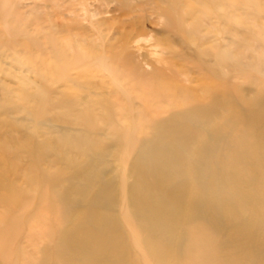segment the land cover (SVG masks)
Returning a JSON list of instances; mask_svg holds the SVG:
<instances>
[{
	"label": "bare ground",
	"instance_id": "1",
	"mask_svg": "<svg viewBox=\"0 0 264 264\" xmlns=\"http://www.w3.org/2000/svg\"><path fill=\"white\" fill-rule=\"evenodd\" d=\"M211 1L213 2V0H204L201 5L202 8L199 7L200 9L196 12L210 16L212 9L208 8L207 10L206 7H209ZM187 2L189 3L188 0ZM201 2H198L197 5H200ZM227 2L231 5L235 3L229 2V0ZM240 2L241 0H239ZM253 2L255 3V1ZM186 3H184L185 7L187 6ZM203 4L207 6L205 7ZM211 4L213 5V3ZM223 4L227 3L223 2ZM178 5L180 4L175 1V6ZM228 6L230 7L228 4L225 5L227 8ZM188 7L189 9H187ZM203 7L208 13L203 10ZM232 7L234 9L235 5ZM232 7L231 12L236 9L235 7L232 11ZM187 8V10H191L190 6H187ZM227 8L223 9L222 13H219V11L218 14L225 18L230 12ZM244 8L249 9L250 7ZM199 10L203 12L200 13ZM259 10L263 11L260 8ZM252 11H255L253 7ZM160 13L162 14L164 11ZM168 13L166 15L170 17ZM181 13L179 11L177 15L175 12L176 16H174L181 17L179 15ZM164 15L162 16L164 17ZM231 15L233 18V14ZM212 16L214 20L215 13ZM209 18L207 17V19ZM238 18H241V15ZM170 19L167 17L166 20L164 19L168 29L173 26ZM217 19H215V23H217ZM177 20H180V18ZM211 20L210 18V24L212 23ZM254 20L256 21L255 18ZM257 20L259 22V19ZM183 21H180V25L184 24ZM204 21L202 20L203 26L206 28ZM199 23L197 22L198 26ZM185 24L180 26L178 23L179 29L185 28ZM223 24L221 27H223ZM244 24L245 21L243 28ZM186 25V27L190 26ZM174 26L171 30L175 32L177 29ZM203 26H199L201 31L204 28ZM214 28L213 25L212 31ZM239 28L237 35L239 34ZM251 28L249 31H251ZM30 29L32 33V28ZM204 30L200 34L201 31L196 30L195 32L194 28L193 32L188 27L186 31L191 32L190 35H193L192 40H190L191 36L190 39L187 37L192 41L191 45L194 39L192 33H196L195 35L200 34L203 37L205 35ZM255 30L253 29V33L255 32L254 35L256 36L257 31L264 29L260 30L258 28L257 31ZM223 31L221 30V33L225 37L226 31L224 34ZM167 33H171L170 29ZM38 34L40 37L41 34ZM45 34L47 37V33ZM185 34V36L188 35L187 32ZM24 35L27 37V34ZM24 35L22 34V36ZM249 36L251 35L249 34ZM171 37L170 39L173 41L176 36L173 34ZM206 37V40L205 38L203 40L207 42L210 37ZM231 38L227 37L226 39L225 37L226 45H230ZM56 39L54 43L57 41ZM66 39L64 45L70 46L71 41L66 45ZM123 39L121 44H118V47L122 49L125 48ZM41 40L43 39L38 41ZM250 40V38L247 39L248 42L246 43H249ZM174 41L176 42L173 43L176 44L177 38ZM209 41H211V38ZM233 41L238 42H236L235 37ZM22 42L24 43L25 39ZM200 42L199 45H201ZM40 43H37V45L42 46V41ZM79 43L78 41V44H74L79 45ZM21 44L17 43L16 45L23 46ZM46 44L47 42L44 45ZM239 44L240 47H243L242 43ZM11 45L13 46V44ZM56 45L55 50L61 53L62 50H58L59 47H56ZM212 45L213 43H210L211 47ZM211 47H208V49L210 48L209 53L211 51L212 54ZM215 47H217L216 44ZM24 48L22 47L24 54H26V48ZM62 48H64L63 45ZM247 48L249 47L247 46ZM47 50L50 51V46ZM108 50L106 48L107 52ZM195 50L200 51L198 47ZM245 50L247 51V49ZM66 51H64L63 56L61 55L62 58H65ZM192 51L183 53L181 50L179 53H167L168 56L165 54L167 59L164 60L163 58L161 60L162 66L156 67L151 64L149 69L144 68L141 61L132 54L117 55L109 52L106 65L101 64V59L97 61V64L95 63L96 58L93 62L91 59V64H96L99 68H97L98 70L95 71L94 75L101 74L102 76V73L107 75L109 73L110 76H108L116 82V85H121L122 91L114 90L111 87L109 92L112 93V96L90 101L87 99L89 96L87 89L84 96L78 98L77 95L73 94L71 99H62L57 106L62 108L64 112L61 116L55 118L65 125L64 131L59 132L54 140L48 142L47 139H44L42 142L37 143L28 136L24 145V148H27L24 153L25 162L27 163L24 190L16 187L13 189V191L15 190L14 194L11 191L13 195L7 193L8 190L5 192L4 189L6 188H3L6 185L5 180L4 186V182H1L0 189L4 190V194H6L4 202L7 206H21L18 215L15 213L14 220H9V226L14 230L19 225V220L24 224L22 226L20 222L22 228L25 227L24 236L19 240L20 244L30 242L29 238H31L36 227H39L37 232L35 230L36 234H40L38 232L40 229L42 231V228L49 229V232L50 230L53 231V233H47V231L44 234L41 233L46 244H43L39 249L35 248L36 245L31 246V249L33 247V249L38 250L37 253H34L39 257L38 262L33 260L32 262L36 264H214L224 261L226 264H234L236 260H240L242 262L239 264H255L257 261L260 264V260H262V264L264 263V244H262L264 240L262 237V243L256 240L257 237L264 236V95L259 93L258 90L251 98L233 93L234 83L232 80L235 78V71L232 72V66L235 65L231 64L233 61H230V57V60L225 56H219V59H216L203 50L205 55H209L211 58L207 59V56L197 57L199 63L190 68L186 62L190 63L194 60L193 56L195 55L192 54ZM203 51L201 50V55L204 53ZM227 51L232 52L229 49ZM242 51L240 52L242 53ZM31 52L33 54V51ZM77 52L80 53L79 50ZM233 53L238 54L234 51ZM82 55L84 54L82 53ZM242 55L244 56L241 57H246L245 54ZM238 56L240 55L238 54ZM42 57H44V59L42 58L43 63V60L46 59L45 56L42 55ZM241 57L237 59L235 56L236 59L234 60L240 62ZM71 58H69V61ZM244 58L242 59L244 60ZM175 59L180 62H174ZM52 60L54 61V59ZM261 62L264 63L263 60ZM178 63L180 68L175 66ZM246 64L244 65L246 66ZM252 64H254V61ZM146 65L149 66V63ZM45 67L43 66L44 70ZM238 67L236 63L233 69L235 70ZM114 68H119V70ZM47 70L49 71V69ZM236 71L238 70L236 69ZM49 72H51V75L52 71ZM188 72L201 74V80L203 81L201 94H191L190 90L192 89H189L188 86L182 87L179 82L178 84L174 82L177 77ZM55 73L57 74L56 70ZM232 73H234V76ZM239 74L242 75V73ZM101 76L100 81H102ZM57 78L59 80V77ZM213 78L216 79L215 82ZM239 86L236 87L240 88ZM137 90L139 93L132 95V92ZM246 94L247 92L243 95ZM125 97H128L126 101L124 100ZM119 98H124V104L119 102ZM235 124L239 125L240 132L239 135L237 133V138L235 136V139L230 140L228 135L235 128ZM140 133L144 135L137 140L135 134L140 135ZM170 136L173 137L172 144L168 141ZM103 139L107 141L108 147L101 145ZM120 142L123 143L124 146L122 147L125 150L120 148ZM113 144L114 146L119 145L117 147L119 149L112 155ZM48 151H50V155H48ZM48 156L52 159L48 160ZM110 156L117 157L121 164H126L125 168L121 169V178L116 179L112 175V169L110 171L104 169L103 165ZM43 165L53 170H41L40 167ZM1 170H3L2 167ZM8 188L10 187L8 186ZM16 211H18V208ZM43 214L45 216L53 215L56 219V225L53 227L52 222L49 221V218L46 219L45 216L39 222H35V219L41 218ZM20 233L21 231L14 238L11 236L9 241L19 238ZM1 235L2 233L0 237ZM6 242L8 241L5 239L3 243ZM13 242L17 243V239ZM6 246L9 248L10 243ZM19 249L23 251L24 257V250L28 248L22 247ZM228 249L231 254L226 252ZM196 252L199 254L198 258H195ZM7 253L8 251L5 252V254ZM9 253L8 256L4 254L7 257V264H17L18 262L16 263L14 260L10 261L11 254L9 256ZM192 253L196 254L194 259L190 255V259H193L190 260L188 255ZM36 255L35 257H37ZM31 257L34 259V254ZM26 259L24 257V262L22 260L19 262L30 264ZM30 260L28 259V261Z\"/></svg>",
	"mask_w": 264,
	"mask_h": 264
},
{
	"label": "rangeland",
	"instance_id": "2",
	"mask_svg": "<svg viewBox=\"0 0 264 264\" xmlns=\"http://www.w3.org/2000/svg\"><path fill=\"white\" fill-rule=\"evenodd\" d=\"M175 1H176V3H178L180 5L175 6ZM185 1L187 2V0H127V1L126 0H0V29H2L0 31V173L2 172L0 174V179H1L0 185H2V183L5 180L6 185H7V186L5 185V182L3 183V186L5 185V187H3V188H6V189H4V190H6L5 192H7V190H8L7 193L12 194V192H13V194H14V192H15V190L13 191L14 188L19 187L23 190L25 188V185H24L25 184V178L24 177H25V169L27 167V163L25 162L24 153L27 151V148H24V145L26 144L28 136L31 137V139L37 143L42 142L44 139H47V142H48L49 140H54V137H56L59 134V132L64 131L65 125L60 123V120H56V118H55V117L61 116V114L64 112V110H62V108L57 106L58 103L62 99H67V98L71 99L73 97L72 96L73 94L77 95L79 98V97L85 95L87 89L89 91V96L87 97V99L90 101L94 100V99H97V100L98 99H104L106 97L112 96V93L109 92L111 87H113L114 90L122 91L121 85L120 84L116 85V82L109 77L110 76L109 73H108L109 76L106 73H102L103 74L102 76H101V74H95L94 75L95 71L99 69L96 66L97 61L101 59V64L106 65V63L108 62L107 58H108L109 52L116 53L117 55L118 54H124V53L129 54V55L132 54L141 61V64L144 68L149 69L151 64L155 65L156 67L162 66L163 63L161 64V60L163 58H164V60H165V58L167 59V56H168L167 53H170V52L179 53V52H181V50L183 53H186V52L188 53V52L193 50L192 54L195 55V56H193L194 60L190 61V63L186 62L187 65L190 68H192L193 65L195 66L196 64L199 63L198 60L196 59L197 57L202 58L204 56H207V55H205V52H206V54L209 53L210 48L208 49V47H211L210 43H213V45L211 47L212 48V54L210 51L209 55L211 54V56L216 58V59H219V56L220 57L225 56L226 58L230 57L231 60H230V58H229V60L233 61V62H231V64L233 63L232 65L236 66V63H237V66H239L238 68H236L238 71H236V69L235 70L233 69V68H235V66H232V72L235 71L234 72L235 78L232 80L234 83L233 93L237 94L238 96L245 97V98H248V97L251 98L252 96H254L257 93L255 91L258 90L259 93H262V95H264V70H263L264 69V63L261 62L262 60L264 62V48H263L264 47V44H263L264 43V32H263L264 30H261V29H264V27H263V24H264V13H263V11H264V0H252V1H255V3L254 2L252 3V1L250 2L249 0H241L240 3H239V0L237 1L238 3L236 2V0H234V1L229 0V2H235L236 3V4L235 3L233 4L236 7V9L234 7L235 10L232 7L233 5L228 3L227 0L226 1L225 0H213V2L212 1L209 2V7H206L207 5L205 6V4H203V6H205L207 10H208V8L213 10V8L216 7V8H214L213 11L211 10L212 15L215 13L214 20L219 18V17L222 19L224 16H222V15L220 16L218 14V12L220 11L219 13H222L223 9L225 10L227 8V7H225V5L226 6H227V4L230 5V7L228 6L229 11H230L229 14H227V16H225V18H223L222 20L217 19V23H215L216 20L215 21L213 20V16L210 13L209 14L211 17L209 15L205 16V13H203L204 14L203 15V14H199L196 12V10L202 8L201 5H202L204 0H200V1L194 0V1H196L195 3L193 0H188L189 3L188 2L186 3ZM197 1L199 3L201 1L202 2L200 5H197V4H199ZM222 1L224 3L226 2L227 4L224 5ZM244 2H245V4L243 5ZM127 3H128V5H127ZM184 3H186L187 6H190V9L192 11L187 10V9H189V7L188 8H187V6L185 7ZM190 3H191V5H189ZM211 3H213V5ZM166 4H167L168 8H169V4H170L171 7L169 9H175V10L170 11L166 7ZM183 4H184V6H183ZM193 4H195L194 5L195 10H194ZM220 5H222L223 7H221ZM164 6H165V10H164ZM175 7L177 8V10ZM205 7H203V10H205ZM231 7H232V11L234 10L233 12H231V10H230ZM244 7H250V8L249 9L246 8L247 9L246 10ZM252 7L254 8L255 11H252ZM259 8L263 11L261 12L259 10ZM166 10H167L166 13H168V11H169L168 14H170L169 16L172 17V19H170V17H168V15H166V13H165ZM216 10H218V11H216ZM163 11H164L165 15H164V13H162V14L160 13ZM174 11L177 13V15H178L179 11H180V13L182 11V13L179 14L181 17H179V16L175 17L176 14ZM235 11H236V13H235L236 15L234 14ZM170 12H172V13H170ZM194 12H196V13H194ZM202 12L203 11H200V13H202ZM12 13L15 14L16 17ZM206 13H208V12L206 11ZM184 14H185V16H184ZM231 14H233V18H232ZM5 15H7V16H5ZM162 15H164V17ZM201 15H203V16H201ZM216 15L219 17H217ZM240 15H241V18H238V17H240ZM255 15H256V17H254ZM166 17L171 20L170 23L171 24L173 23L172 24L173 26L175 25L174 28L177 29V30H175V32L173 30H171V29H173V26H172L171 28H169L171 33L170 34L167 33V31H169V29H168V25H165ZM207 17L208 18L210 17L212 19L211 24L209 23L210 18L207 19ZM253 17L256 19L257 22L254 20ZM178 18H180V20H177ZM244 18H245V20H244ZM252 18H253V20H251ZM24 19H26V20H24ZM200 19H201V22L199 21ZM249 19L251 22L249 21ZM257 19H259V22ZM4 20H5V22H4ZM181 20L182 21L184 20L183 21L184 24L186 23V24L190 25V26H188L189 30L193 31V29L195 28V32H196V30H198L199 32L201 31L200 30L201 28H199V26L200 25L203 26L202 20L203 21L205 20L204 23L206 25L205 24L204 25L206 26V28L203 26L204 27L203 30L205 29L206 31L204 30V32H205L204 34L206 36L210 37L211 41H209L210 40V38H209V40H208L209 42L208 41L206 42L205 40L207 37L203 34H202L203 37L200 36V34L203 33V30H202L199 35H195L196 33H192V34H194V39H193V43L191 45L192 41H190V40H192L193 35H190L191 32L186 31V30H188V27H186L187 26L186 24H185V28L184 27L183 28H184V31L187 32V34H188L187 36H185L186 32L183 31V28L179 29L180 26H182V25L184 26L183 23L180 25ZM206 20H208V21H206ZM223 20H224V22L226 20V22L224 23ZM239 21H241L242 23ZM244 21H245V24H244V28H243ZM11 22H12V24H11ZM192 22L195 25H191V24H193ZM197 22L198 23L200 22L199 26H198ZM227 22H229L228 23L229 25L227 24ZM20 23H22V24H20ZM178 23L180 26L178 25ZM222 24H223V27H221ZM28 25H30V26H28ZM207 25H208V27H207ZM213 25L217 29L214 28L212 31ZM232 25H234V26H232ZM245 25H246L247 29H246ZM210 26H212V27L210 28ZM226 26H228L227 28H229L230 30H228L226 28ZM196 27H198V28L196 29ZM238 27H240V28H239V34L237 35L236 33H238ZM30 28H32V33L30 32L31 31ZM53 28H54V30H53ZM233 28H235L233 30L234 32L233 31L231 32V30ZM250 28H251V31H249ZM258 28L261 31H257ZM181 29H182V33H181ZM253 29H256L255 31H257L256 36L254 35L255 32L253 33ZM36 30L37 31L40 30L41 32H37ZM52 30H53V32H52ZM217 30H218V32H217ZM221 30L226 31V34H225L226 39H227V37L233 38V39L231 38L230 45H226V39L222 35ZM242 30H244V31L242 32ZM225 31H223V34L225 33ZM247 31H248V33H247ZM30 33H31V35H33L32 36L33 39L31 37ZM38 33L41 34L40 35V37L42 36L41 38L39 37ZM45 33H47V35H48L47 37H46ZM22 34L23 35L27 34V37H26V35L22 36ZM100 34L102 35V37ZM173 34H175V36H176V37H174V40H176V38H177L176 44L173 43L176 41L171 40L172 39L171 35H173ZM177 34H178V36H177ZM180 34H181V36H180ZM249 34L251 36H249ZM258 34L260 36H257ZM29 36H30V38H29ZM169 36L171 37V39ZM190 36H191V39H190ZM262 36H263V38H262ZM234 37H235L236 42L238 41L237 43H235V41H233ZM23 38L25 39L24 43L22 42V40L24 41ZM195 38H196V40H195ZM204 38H205V40H203ZM214 38L216 40H213ZM249 38L251 39L250 42L246 43V42H248L247 39H249ZM261 38H262V40H261ZM8 39H9L10 43L8 42ZM36 39H37V41H36ZM39 39L44 40V41L41 40L42 46L40 45L41 41H38ZM55 39L57 41L54 43ZM65 39L67 42L66 45L68 44V42L71 41L69 43L70 46L64 45ZM122 39H123V42H125V48L124 49H122L121 47H118L121 44ZM26 40H27V42H26ZM239 40H241V42H239ZM78 41L80 43H79V45H76V44H78ZM197 41H198V43H197ZM200 41H203V42L205 41V42L201 43ZM262 41H263V43H262ZM16 42L18 44H21V42H22L23 46H19V45L17 46ZM45 42H47L46 45H44ZM199 42L201 43V45H199ZM252 42H253V44H252ZM34 43H35V46H34ZM37 43H40L39 44L40 46L37 45ZM74 43H76V44H74ZM107 43L109 44V46L107 45ZM178 43H180L181 45ZM239 43H242L243 44L242 46L244 48L240 47L241 45ZM254 43H255V45H254ZM11 44H13V46ZM56 44H58V45H56ZM103 44H104V47H103ZM215 44L217 47H215ZM256 44H257V47L259 46L258 47L259 49L256 47ZM55 45H56V47L57 46L59 47L58 50L59 49H60V51L62 50V52H61L62 54L58 53L55 50ZM62 45L64 46L65 49L62 48ZM218 45H219V47H218ZM237 45L238 46L240 45V46L238 47ZM245 45H246V47H245ZM36 46H38L39 48H37ZM43 46H45V47H43ZM49 46H50V51H51V48L53 51V52L51 51V53H50V51L47 50ZM115 46H116V48H115ZM196 46L200 49L199 52L197 50H195V49H197ZM205 46H207L206 49H204ZM247 46L249 48H251L252 50L247 48ZM22 47L26 48V50H25L26 54H24V50L22 49ZM27 48L29 49V51ZM34 48H35V50H34ZM43 48L44 49L46 48V49L44 50ZM104 48H105V52H104ZM106 48H107V50L108 49H110V50H108V52H107ZM221 48H223V49H221ZM10 49H12V50H10ZM114 49H116V51H114ZM227 49L231 50L232 52L230 53V51H227ZM241 49H243L245 52L242 51ZM245 49H247V51ZM253 49H254V51H253ZM65 50H67L65 52L66 56H65V58L63 57L64 58L63 59L62 56H63ZM78 50L80 51V53L77 52ZM81 50H82V52H81ZM83 50H84V52H83ZM201 50L205 51V52L203 51L204 53L202 55H201V53H202ZM238 50H239V52H238ZM257 50H259L258 51L259 53L257 52ZM261 50H263V51H261ZM31 51H33V54ZM43 51H44V53H43ZM68 51L71 52L72 54L69 53ZM119 51H120V53H119ZM233 51L237 52L240 56H238V54H236V53L234 54ZM240 51H242V53ZM249 51H253V52L248 53ZM226 52H227L228 57L226 56ZM228 52H229V55H228ZM46 53H48L49 55ZM82 53L84 55H82ZM232 53H233V55H232ZM58 54H59V56H58ZM94 54H96V55H94ZM242 54H245L246 57L245 58L241 57V56H244ZM42 55L45 56V59H46V60H43V63H42V58L44 59V57H42ZM68 55L71 56L72 58L69 57ZM209 55L206 57L207 59H209V57H210ZM86 56H87V58H86ZM102 56H104V57H102ZM235 56L237 59H239L238 57H241L240 62L239 61L236 62L234 60V59H236ZM67 57H68V59H67ZM252 57H253V60H252ZM39 58H41V60H39ZM60 58L63 60H61ZM69 58H71L70 61H69ZM95 58H96V62H95L96 64H91L90 60L92 59L91 61L93 62V60ZM242 58H244V60ZM50 59L51 60L54 59V61L52 60V63H51ZM55 59H57V60H55ZM66 59H67V61H65ZM76 59L79 63L76 61ZM222 59L224 60V58H222ZM260 59H261V61H260ZM73 61H74V63H73ZM253 61H254V64H252ZM259 61H260V63H259ZM66 62H67V64H66ZM174 62L177 63L180 61H178V59H175ZM72 63L75 65H73ZM147 63H149V66L146 65ZM246 63L248 64V67H247ZM238 64H240V65H238ZM244 64H246V66ZM260 64H262L263 66ZM42 65L44 67L46 66L45 70H44ZM58 65H59V68H58ZM255 65H257V66H255ZM47 66H48V68H47ZM175 66H176V68H180L179 63H178V65L175 64ZM253 66H254V69H253ZM52 67H54L53 70H52ZM62 68H63V71H62ZM241 68H242L243 72H242ZM259 68H260V70H259ZM47 69H49V71L50 70L52 71L51 75H50L51 72H49ZM114 69L119 70V68H114ZM55 70H56L57 74L55 73ZM259 71H261V72H259ZM234 73H232L233 76H234ZM236 73H237V75H236ZM239 73H242V75ZM187 74H188V76H187ZM187 74H185L186 76L182 75L180 77H177V79H175L174 82H177L176 84H178V82H179V85H181L182 87L188 86L189 89H192V90H190L192 93L189 91L191 94H196V95L201 94L202 93L201 89H202V85H203V81L201 80V74L200 73L197 74L194 72H188ZM238 75H240V76L237 77ZM100 76H101L102 81H100V79H99ZM57 77H59V80H57L58 79ZM185 79L188 81H186ZM198 79L200 80V82ZM213 80H214V82L216 81L215 78H213ZM70 81H72V82H70ZM201 82H202V84H201ZM236 86H239L240 88H238ZM246 92H247V94L244 96L243 94H245ZM138 93H139V91L137 90L136 92H132V95L133 94L135 95ZM129 94H131V93L129 92ZM127 98L126 97H125V99L119 98L118 100H119V102H121V104H124V102L127 100ZM123 99L125 101H123ZM3 122H5V124H3ZM238 128H239V125L235 124V128L228 135L230 140L235 139V136L237 138V133L239 135V132H240V128L239 129ZM235 131H236V134H235ZM143 135L144 134H141V133H140V135L135 134V138L137 140H139V139H141V137ZM101 137L103 138V136H101ZM102 138H100V139H102ZM103 140L104 141L101 143V145L103 147H105V146H107L108 143L105 139H103ZM168 141L170 144H172L173 143V137L172 136L168 137ZM170 141H172V142H170ZM120 144H121L120 148L122 149L123 148L122 146H124V145L121 142H120ZM118 146L117 145L114 146V144L112 145V147H113V150L111 153L112 155L115 154V152L119 149V148H117ZM123 150H125V149L123 148ZM48 155H50V151H48ZM51 159L52 158L48 156V160H51ZM125 166H126L125 163L121 164V162L117 159V157H114V156H110L108 158V160L106 161V163H104V165H103V167L106 171H110V169H112V175L116 179L122 177L121 176V174H122L121 169L125 168ZM1 167L3 168V170H1ZM40 169L41 170L44 169V170H48V171L53 170V169L47 168L45 165L40 167ZM11 170H12V172H11ZM9 182H10V184H9ZM16 184H17V186H16ZM8 186L10 188H8ZM4 190L2 191L0 189V204H1L0 205V216H1L0 221H3V222H0V234L2 233V235L0 237V250H1L0 251V264H7L8 263L6 260V258H7L6 256H8V253L11 249L12 250L9 253V256L11 254L10 261L14 260V261H16V263L18 262L17 264H21L20 263L21 260H22V262H24L23 259L25 257V259L27 258L26 259L27 262H30V264H31L32 260L35 262H38L39 257L35 254L38 252V250H35V248L39 249L43 244H46V241L42 235V234H44L45 231H47V233H51V232L53 233V231L50 230V232H49V229L46 230V228H42V231H41V229H40V231L38 229V231H39L38 233H40V234H36L37 228H39V227H36V228H34V230L32 229L33 232L31 230L32 236H31V238H29V241L31 243L28 241L29 243L23 242L20 244L19 240H21L23 238L24 233H25V227L22 228V226H24V224L22 223V221L19 220V225H17L16 230H14V229H11V227L9 226V222H10L9 220H11V219L14 220V217L16 216V214L19 213V211L21 210V206H18V205L7 206L5 204L6 202H4L5 197H6V194H4ZM1 196H4V197H1ZM17 208H18V211H16ZM3 212H5V213H3ZM6 214H8V216H6ZM44 216H45V214H43L41 218L35 219V222L36 221L39 222L40 220H42L44 218ZM45 218L46 219L49 218V221L52 222L51 225L53 227L56 225L55 224L56 219H55V217H53V215H51V216L47 215V216H45ZM4 221H5V223H4ZM20 222H21L22 226H21ZM50 228H52V227H50ZM35 230H36V232H35ZM20 231H21L22 235L20 233L19 238H16L17 243L13 242L16 239H11V241H9L11 236L14 238V236L17 235ZM4 236H6V238H4ZM261 237L264 240V236H260V237L256 238V240L258 242L261 241L259 243H262V241H263L261 239ZM2 238L4 241L6 239V241H8V242H6L4 244L3 243L4 241L2 240ZM38 240H40V241H38ZM9 243H10V246H8L9 248H7L6 245H8ZM11 244H13V245H11ZM30 244H32V245H30ZM262 244H264V242ZM34 245H36L37 247H35L33 249ZM12 246H13V248H12ZM31 246H33L32 249H31ZM22 247L25 249L28 248V249L24 250L25 251L24 257H23L24 254L22 253L23 251H21V249H19ZM2 248H4V249H2ZM17 250H18V252H17ZM33 250H35V251H33ZM4 251L5 252L8 251V253L5 254ZM29 251L31 252L32 255L34 254V257H35V255L37 257H35L33 259L31 257L32 255L30 256ZM3 252L6 256H4ZM226 252L231 254L229 249L226 250ZM196 253L189 254L188 259H190V255L194 259ZM26 254L28 255L29 258L27 257ZM21 256H22V258H21ZM198 257H199V254L197 253L195 258H198ZM192 258L190 260H193ZM28 259H31V260L28 261ZM35 262H32V264H36ZM240 262H242V261L236 260V263L239 264ZM263 262H264V260H263ZM221 263L224 264L225 262L220 261V262H217L214 264H221ZM236 263H234V264H236ZM258 263H259V261H257L255 264H258ZM260 264H262V260H260Z\"/></svg>",
	"mask_w": 264,
	"mask_h": 264
}]
</instances>
